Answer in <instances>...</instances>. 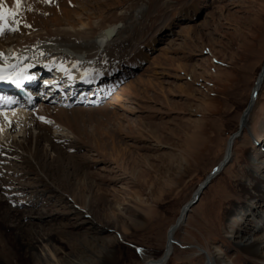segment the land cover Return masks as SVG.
Returning a JSON list of instances; mask_svg holds the SVG:
<instances>
[{"label":"rangeland","instance_id":"rangeland-1","mask_svg":"<svg viewBox=\"0 0 264 264\" xmlns=\"http://www.w3.org/2000/svg\"><path fill=\"white\" fill-rule=\"evenodd\" d=\"M196 1L76 0V9L87 4L93 16H106L117 5H145L146 15L127 44L133 46L120 51L146 59L105 101L84 106L94 112L79 138L50 124L55 147L40 143L38 161L23 151L28 126L17 122L15 132L0 128V147L9 153L0 155V173L7 186L0 199L15 216L8 225L21 223L27 232H49L62 239L73 258L62 264H143L140 250L159 258L168 228L205 182L176 232V250L168 264H214L211 255L222 264H263L249 262L237 243L247 239L246 226L259 233L264 221V202L250 203L253 192L246 195L241 185L248 183L243 176L251 171L264 180V84L247 125L243 130L240 126L264 63V0H201L206 7L196 20L177 21L180 10ZM132 15L136 13L128 17ZM170 23H174L171 31H164ZM133 24L128 22L125 30ZM156 37L155 46L147 50ZM130 82L137 90L133 97L129 91L121 92ZM116 96L126 109L106 105ZM30 133L34 138L41 134L39 129ZM233 136L237 139L232 159L220 175L210 177ZM61 162L69 175L76 170L83 174L88 199L96 193L103 201L94 208L103 216L105 228L95 229L90 215L76 213L39 181L43 177L58 185L52 169ZM28 164L39 176L25 177ZM61 189L59 194L67 196ZM245 203L250 209L244 208ZM233 208L238 209L232 215L236 218L231 217ZM243 209L251 215L243 216ZM198 256L201 261L194 262ZM44 263L51 261L28 262Z\"/></svg>","mask_w":264,"mask_h":264},{"label":"bare ground","instance_id":"bare-ground-1","mask_svg":"<svg viewBox=\"0 0 264 264\" xmlns=\"http://www.w3.org/2000/svg\"><path fill=\"white\" fill-rule=\"evenodd\" d=\"M4 2L6 7H15V0H4ZM200 2L201 0H198L180 10L177 21L193 22L196 20L195 18L200 16L201 9L206 7L204 2ZM96 3L94 5H96ZM75 4L76 0H21L18 10V19L21 23L15 26L17 30L11 31L5 29L0 33V54H2L0 55V75L6 74L7 71H14L16 67L20 68L25 66L31 70L35 68L43 70L50 66H54L56 68H61V71L67 75H74L76 79H103L100 84L90 86L79 96L72 99H67L63 95L53 94L52 91H50L48 94L44 95L43 98L39 99V102L29 111L19 110L13 112L6 115L7 120L4 119L5 116L0 117V128L2 130L7 127L9 131L15 132L17 130V122H23L28 126L29 133L27 132L26 144L23 147V151L29 152L37 161L41 158L39 149L40 143L49 142L52 148L55 147L50 134V124L69 131L75 139L79 138L78 132L85 130L84 124L86 118L94 112H90L92 110L85 109L84 106L105 101L110 93L118 89V86L123 80H125L129 74L137 70L146 59H141L137 54L127 56V53L121 54L120 51L121 48L125 50V48L133 46L132 43L129 45L127 44L133 37L135 26H137L138 21L140 23L146 15L147 8L145 5L138 6L139 8H132L130 6L131 9L130 7L117 5L120 7L114 9V11H111V13L106 16L101 14L96 15L95 13L93 16V13L91 15L87 12V4H84L85 6H83V8L82 6L81 8L78 7V9H76L77 7ZM133 12H135L136 15H132L131 18H129L128 14H132ZM96 13H98V11ZM124 20L126 23H123ZM131 21L134 22L132 28H130L131 24L128 27L129 30H125L127 23ZM9 23H11V20H9ZM173 24L174 23L168 24L164 31H171ZM158 40V37L153 39L148 45L147 50L151 51ZM125 43L127 46H125ZM82 57H86L87 61L83 63L79 62V58ZM32 80L36 81L37 77H33ZM140 83L142 82L140 81ZM81 84L82 83H78L77 85ZM263 84L264 63L260 76L253 89L251 100L240 118L242 130L247 125L252 110L258 102ZM126 85L125 88H121V92L129 91L132 97L136 96L137 90L134 86V82H130ZM53 87L54 86H52V88ZM106 105H109L110 108H119L121 110H124L125 107H123L122 100L117 98V96L113 100H109ZM211 105L212 104L209 106L207 105V107L210 108ZM212 107L210 109H212ZM102 110L104 112L106 111L104 109ZM25 112L27 113L25 114ZM157 112L163 114L162 110H158ZM40 117H44V120H41ZM120 127L121 126H119V128ZM32 129H39L41 134L34 138L32 133H30ZM130 130L132 131V129ZM236 139L237 138L233 136L229 140L223 158L213 170V173H216L215 177L220 175L225 169L227 162L232 159L233 147ZM10 140H12V143H16L14 139ZM97 142L98 141H96V143ZM157 145H159L158 142ZM2 147H0V155L5 154L6 157H9V153L5 150L3 151ZM60 158L61 161H63L64 156L61 155ZM61 164L62 165H58L56 168L52 169L54 172L53 176H56V180L59 182L57 183L58 185L55 183L54 185L56 186H52L51 183L49 184L43 177H39V181L44 184L46 190L56 193V196L60 197L64 205L67 206L71 204L72 208L76 209V213L90 215V222L95 229L101 227L105 228V226L101 225L103 216L94 208L95 203H102L103 201L96 198V193L90 195L88 199L87 193L89 187L87 180L85 181L83 179V174L78 173L76 170V173L72 172L69 175L68 166H65L64 162H61ZM28 165L29 168L27 167L28 169L25 172V177L30 174L39 176L35 167L30 164ZM73 176L75 178H73ZM243 177L249 179L248 183L241 184L243 193L249 195L253 192V194L250 195V198H252L250 203L254 201H258L259 203H262L261 201L264 202V188L261 187V185H264V180L253 176L252 171L245 173ZM53 178L51 176V179ZM71 178L75 179L74 183H71ZM2 179L0 173V194H3L4 189L7 187L6 182H3ZM206 183L207 182H205L203 186H205ZM58 187L62 188L64 191L66 190L65 192L68 193V195L59 194L60 191L57 190ZM248 188L252 189V191H248ZM200 189L201 190L198 191H204V189ZM194 195H196V193ZM5 205V202L0 199V264H28L29 261H33L36 258L44 260L45 262L49 259L51 264H62V262L68 261V259H73L71 258L72 255H70L69 252L67 253L68 247L64 245V241L54 237L53 234H49V232H46V234L42 232L41 234V232L35 229L34 230L37 232H27L28 230L22 229L21 223L13 226L8 225L10 220H15V216L12 215L11 211H9ZM244 208H248V205L246 207V203ZM248 209L241 210L243 216L250 214V210ZM236 210L238 209L233 208V210H231L232 218H236V215L232 216L235 214ZM189 212L190 208L186 210L185 207L181 210L174 224L168 228L165 248L159 258H151L140 250L143 264L169 263L176 250L174 237L177 230L184 224ZM241 213H238V215ZM16 221H18V219H16ZM240 224V227L243 229L244 227L242 225H244V222ZM261 225L259 233H257V230L254 231L252 228L246 226L245 232L248 237L246 240L240 243L238 242L237 245L240 248L239 250L246 254L249 262L258 260L264 264V221ZM117 231H119L118 228ZM120 233L123 235L124 232L121 231ZM252 236H254V238H252ZM120 237L123 238L122 236ZM198 261H201L200 257L199 259H194V262ZM209 261L214 264H222V262H224L216 255H211ZM73 262H77V259L73 260Z\"/></svg>","mask_w":264,"mask_h":264},{"label":"snow or ice","instance_id":"snow-or-ice-1","mask_svg":"<svg viewBox=\"0 0 264 264\" xmlns=\"http://www.w3.org/2000/svg\"><path fill=\"white\" fill-rule=\"evenodd\" d=\"M20 4L21 0H15V7H6L4 0H0V33H2L5 29L11 31L17 30L15 26L21 23V21L18 19V10L20 8ZM9 20H11V23H9ZM2 79H11L12 83L19 87L23 79H31V77L20 76L13 78L11 76L0 75V80ZM4 119L7 120V117L5 116ZM40 119L44 120V117H40Z\"/></svg>","mask_w":264,"mask_h":264},{"label":"water","instance_id":"water-1","mask_svg":"<svg viewBox=\"0 0 264 264\" xmlns=\"http://www.w3.org/2000/svg\"><path fill=\"white\" fill-rule=\"evenodd\" d=\"M215 175H216V173H212V175H211L210 177H213V176H215ZM203 187H204V186H201L200 188H203ZM199 190H201V189H199ZM198 197H199V191H198V193H197V196L194 195L193 200H192L190 203L187 204V206H186V210H187L190 206H193V205H195V204L197 203ZM137 250H138V249H137ZM138 251H139V250H138ZM139 253H140V251H139Z\"/></svg>","mask_w":264,"mask_h":264}]
</instances>
